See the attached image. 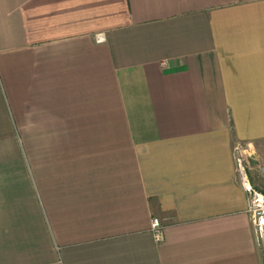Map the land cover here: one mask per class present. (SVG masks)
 <instances>
[{"label":"crops","instance_id":"0c3cea01","mask_svg":"<svg viewBox=\"0 0 264 264\" xmlns=\"http://www.w3.org/2000/svg\"><path fill=\"white\" fill-rule=\"evenodd\" d=\"M238 152L264 0H0V264H261Z\"/></svg>","mask_w":264,"mask_h":264},{"label":"built area","instance_id":"2783aa9c","mask_svg":"<svg viewBox=\"0 0 264 264\" xmlns=\"http://www.w3.org/2000/svg\"><path fill=\"white\" fill-rule=\"evenodd\" d=\"M238 152L236 155V165L238 179L242 188L248 195V212L254 229L255 238L262 243L263 254L261 264H264V188H256L252 182V176L249 173L246 161ZM260 174L264 179V165L260 168ZM150 227L156 238H162V222L158 217H152Z\"/></svg>","mask_w":264,"mask_h":264},{"label":"rangeland","instance_id":"374dc122","mask_svg":"<svg viewBox=\"0 0 264 264\" xmlns=\"http://www.w3.org/2000/svg\"><path fill=\"white\" fill-rule=\"evenodd\" d=\"M247 153H245L244 155H246ZM241 155L244 157V155L241 153ZM246 159H248V161H246V165L248 166V171L252 176V182L255 185L256 188H264V179H262L261 177V172H260V168L264 165V155L257 154V158H253V157H245ZM244 158V159H245Z\"/></svg>","mask_w":264,"mask_h":264}]
</instances>
